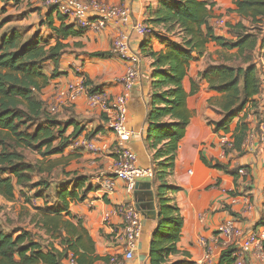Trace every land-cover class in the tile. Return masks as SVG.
<instances>
[{
	"label": "trees",
	"instance_id": "obj_1",
	"mask_svg": "<svg viewBox=\"0 0 264 264\" xmlns=\"http://www.w3.org/2000/svg\"><path fill=\"white\" fill-rule=\"evenodd\" d=\"M233 3L235 7L228 11L236 12L241 18L228 24V32L233 38L215 34L210 22L212 1L156 0L154 7H147L149 25L153 30L140 46L141 52L151 59L152 68L146 143L153 161H159L163 168L168 165L161 163V159L172 164L179 140L192 115L187 97L197 91V84L191 81L189 92L182 84L189 62L195 55H201L211 41L226 49L235 48L234 59L238 61L237 64H208L198 74L208 82L211 90L220 94L215 105L220 117L207 120L213 131L228 132L230 124L237 119L231 133V145H222L225 154L240 150L245 142L249 130L245 119L250 110L257 115L259 122L262 121L257 96L264 79L261 78L262 67L255 63V54L259 49L264 55V34L259 31L264 25V0H233ZM49 10L42 22L52 31L46 37L38 32L25 38L16 29L0 34V197L6 201L15 199L17 189L21 195H24L23 189H33V197H39L42 189L48 187L47 181L33 179L43 170L40 162L27 158V151L45 157L62 152L69 144L70 136L63 134L65 124L57 119L56 113L48 110L40 92L50 79L60 75L59 59L68 48L63 40L81 35L86 28L79 27L75 21L66 24L67 17L58 13L56 17L60 24L55 26L51 15L54 9ZM3 24L0 19V29ZM154 26L161 29L156 31ZM152 38L164 46L159 49L149 46ZM88 55L105 58L113 54L97 51ZM47 62L53 65L49 75L45 71ZM84 77L86 85H90L91 81L85 74ZM56 138L59 139L55 141ZM202 160L235 179L239 176L238 169L246 167L231 170L227 163L219 160L205 157ZM159 168H153V177L159 182L156 188L159 215L149 245L150 264H185L184 259H169L180 252L176 243L180 239L183 218L177 205L166 196L170 189L165 181L167 171ZM86 181V176H78L56 186V206L33 205L35 212L31 223L43 231L45 243L31 229L15 227L9 231L0 226V264H61L69 257L75 264H108L109 255L101 256L96 252L95 242L82 218L69 209L71 202L83 200L94 188ZM25 201L31 202V198L26 197ZM234 251L232 246L223 248L217 264H234Z\"/></svg>",
	"mask_w": 264,
	"mask_h": 264
},
{
	"label": "crops",
	"instance_id": "obj_2",
	"mask_svg": "<svg viewBox=\"0 0 264 264\" xmlns=\"http://www.w3.org/2000/svg\"><path fill=\"white\" fill-rule=\"evenodd\" d=\"M110 4L123 5L131 10L132 20L144 21L148 24L149 11L147 7L156 5V0H105ZM206 1V0H202ZM214 3L210 22L216 35L233 38L228 32V24H234L241 18L233 9V0H209ZM6 9L8 10L6 12ZM49 9L42 6L40 0H0V19L4 24L0 34L9 33L16 29L23 33L25 38L38 33L48 36L52 33L50 28L42 22L46 20ZM55 26L60 24L56 12H52ZM51 17V16H50ZM222 18L224 25L216 20ZM66 24L73 22L71 18L64 20ZM248 24V21L242 19ZM157 31L159 26H154ZM39 29H43L39 31ZM119 31L128 36V45L131 53L139 57L137 66L140 69V78L133 86L130 97L126 102L127 125L132 129V136L127 146L137 156L136 164L142 168H159L166 170L165 181L170 186L166 196L175 203L183 218L180 239L176 245L179 253L171 255V261L184 259L185 264H217L221 253V241L215 229L222 221L232 217L245 231L264 225V140H262L260 124L264 122V85L259 99L261 122L257 115L250 110L247 113L248 133L240 150H232L225 154L222 143L228 138L236 125L237 119L229 126V131L214 132L207 120H217L220 115L215 111L219 93L208 87L205 79L198 77L199 72L208 64L228 63L235 61L236 49H226L211 41L206 45L201 55L189 62L187 74L182 84L187 92L191 90V81L197 84V91L187 97V106L192 115L185 132L179 140L176 154L166 163L168 167L159 166V161H153L152 152L146 143L147 123L146 115L152 93L151 59L140 50L146 36L133 31L131 24L122 25L120 22L110 20L101 30L85 29L81 35L70 36L63 40L68 44L67 51L59 59L58 71L60 75L50 79L40 92L45 102H50L56 88H62L76 79L74 67L78 66L91 81L89 89L105 90L115 96L123 91L119 78L125 73L131 62L116 55L105 58L89 56L88 53L105 51L111 52V43ZM54 40H51L53 43ZM149 46L159 49L164 45L152 38ZM255 63L262 67L261 78L264 79V55L258 49L255 54ZM46 73L49 75L53 69L47 62ZM57 119L65 124L64 136L70 139L73 136H86L95 138L96 151L86 149H72L70 144L62 152L56 153L58 157H67L70 161L63 169L65 180L63 183L78 176H86L87 184L94 188L89 191L81 201L71 202L70 211L81 217L84 226L95 242L96 252L101 256L113 254L123 258V241L120 233L122 228L121 216L115 213L116 206L125 203H134L133 190H127L125 182L114 176V161L116 158V135L108 128L109 112L88 106L86 97L81 94L74 103L59 105L56 113ZM66 123L68 125H66ZM77 131V134H73ZM97 133L99 137H95ZM59 138H56L57 141ZM202 157L208 160H219L227 163L229 169L238 166L243 168L247 175H239L236 179L223 170L209 167ZM78 161V162H77ZM170 164V165H169ZM63 167V163L59 165ZM162 167V168H161ZM152 188L156 192L159 182L152 177ZM105 180L113 181V189L107 191L103 188ZM60 183L56 184L58 186ZM1 198V197H0ZM16 198V197H15ZM4 200V199H3ZM39 200V201H37ZM41 199L36 198L40 203ZM155 209L158 212L159 202L155 197ZM35 206H39L36 204ZM109 214L108 220L105 215ZM156 218L151 219L142 215L141 234L136 241L133 257L125 260V264H150L149 245L157 225ZM199 237H204L211 253L206 255ZM61 264H75L71 258L63 259ZM246 264H264V243L261 248H255L247 253Z\"/></svg>",
	"mask_w": 264,
	"mask_h": 264
},
{
	"label": "built area",
	"instance_id": "obj_3",
	"mask_svg": "<svg viewBox=\"0 0 264 264\" xmlns=\"http://www.w3.org/2000/svg\"><path fill=\"white\" fill-rule=\"evenodd\" d=\"M45 8H53L60 15L71 18L79 27L86 29L101 30L110 20L120 22L122 25L131 24L133 31L140 35H149L153 28L144 21L132 20L131 10L123 5L110 4L105 0H40ZM219 25H224V20H216ZM111 53L113 55L126 58L131 65L125 73L118 79L123 86L122 93L112 96L105 90H90L85 83L83 71L78 66L74 67L76 79L67 83L65 87L56 88L51 101L46 102L48 110L55 114L59 105L72 104L77 97L83 94L86 97L88 106L92 109L98 108L101 111L109 112L107 122L108 128L116 135L117 145L115 149L116 158L114 161V176L125 182L127 190L134 188V183L138 177H153V168H142L137 166V156L133 150L127 146V141L132 136V129L127 125L126 102L130 97L131 90L140 78V69L137 66L139 57L131 53L128 45V36L124 31H119L111 43ZM262 131L261 138L264 140V122L260 124ZM97 133L95 137H99ZM95 138L86 136H75L70 139L72 149L97 150ZM231 135L223 139V146H230ZM238 174L246 176L243 168L238 169ZM103 188L107 191L113 189V181L105 180ZM115 213L121 216L122 228L121 239L123 241V258L118 255L109 256L108 264H125V260L133 257V251L137 239L141 234V213L136 209L134 203H125L116 206ZM110 215H105L108 220ZM221 241V250L227 246L235 248L236 257L234 264H246V255L255 248H261L264 243V225L249 231L243 230L238 221L232 217L222 221L215 229ZM199 242L203 244L206 255L211 253V248L204 237H199Z\"/></svg>",
	"mask_w": 264,
	"mask_h": 264
},
{
	"label": "rangeland",
	"instance_id": "obj_4",
	"mask_svg": "<svg viewBox=\"0 0 264 264\" xmlns=\"http://www.w3.org/2000/svg\"><path fill=\"white\" fill-rule=\"evenodd\" d=\"M7 11L8 10L6 9V12ZM41 30L43 29H39V31ZM259 31L260 34H264V25L260 27ZM41 33L44 34L43 31L39 32V34ZM232 63L237 64L238 61L235 60ZM46 66L47 65H45V70H48ZM26 155L29 160H37L38 162H40L39 165L43 170L40 173H36L33 176V179L35 181L39 179L47 181L48 187H44L42 189V196L39 197H33V194H35V190L25 188L23 189L24 195H21L18 192V189L16 190V198L13 201H6L0 198V226L9 231L15 227H24L26 229H31L33 232L37 233L38 237H41V239L44 240L45 243L46 237L43 234V231L39 230L38 227L35 228V224L31 223L32 214L33 212H35L33 209V205L39 204V206H43L47 204L48 206H56V184L59 182V180L66 179L63 177V168L68 165L70 160L64 156L58 157L54 153L44 157L39 153H32L27 151ZM61 163H63V167L59 166ZM26 197H30L31 202L25 201ZM36 198L41 199L40 203L36 202ZM118 258L120 259L119 255Z\"/></svg>",
	"mask_w": 264,
	"mask_h": 264
},
{
	"label": "water",
	"instance_id": "obj_5",
	"mask_svg": "<svg viewBox=\"0 0 264 264\" xmlns=\"http://www.w3.org/2000/svg\"><path fill=\"white\" fill-rule=\"evenodd\" d=\"M152 177H138L134 183L133 198L136 209L144 217L154 219L159 213L155 209L156 192L152 188Z\"/></svg>",
	"mask_w": 264,
	"mask_h": 264
}]
</instances>
